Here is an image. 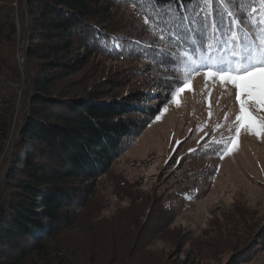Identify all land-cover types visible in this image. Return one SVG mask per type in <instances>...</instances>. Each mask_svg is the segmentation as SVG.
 Wrapping results in <instances>:
<instances>
[{"label":"trees","instance_id":"16d2710c","mask_svg":"<svg viewBox=\"0 0 264 264\" xmlns=\"http://www.w3.org/2000/svg\"><path fill=\"white\" fill-rule=\"evenodd\" d=\"M253 6L262 8L259 0L243 8L199 0L196 10L205 11L193 22L179 19L178 4L169 14L161 0V39L152 20L144 22L152 5L142 0H0V264H169L142 249L172 224L170 202L200 194L205 174L186 167L188 157L208 159L215 150L218 157L222 146L206 149L200 142L179 156L184 142L177 144L163 178L183 186L168 195L117 181L114 194L126 192L129 202L121 211H134L129 219L102 216L106 197L99 181L111 176L161 108L157 92L173 81L178 66L168 58L188 47L189 38L206 47L213 17L219 21L226 8L244 21L243 38L254 26ZM228 26L225 13L221 32ZM88 65L92 71L84 73ZM249 226L230 246L227 264H244L264 251V221ZM76 231L87 237L88 249L67 242Z\"/></svg>","mask_w":264,"mask_h":264},{"label":"rangeland","instance_id":"374dc122","mask_svg":"<svg viewBox=\"0 0 264 264\" xmlns=\"http://www.w3.org/2000/svg\"><path fill=\"white\" fill-rule=\"evenodd\" d=\"M91 68L92 65H88L83 72H90ZM117 68L125 70L129 66L117 64ZM179 75L176 73V77ZM172 85L173 81L162 92H157L163 99L160 111L115 163L111 176L99 181V188L103 190L101 195L106 197L102 216L111 219L116 213L119 218L129 219L130 213L134 212L132 208L121 211L129 207V202L126 192L121 197L114 194L117 181L124 180L128 187L139 185L143 192L155 188L157 196L168 195L183 186L172 177L163 178L168 172L163 169L177 141L184 142L179 156L197 149L200 142L211 145L206 149L218 144L222 146L218 157L216 150L208 159H197L195 155L188 157L185 166L205 174L197 189L200 194L193 198L184 194L170 202L176 212L172 224L157 230L142 250L169 264H227L232 243L249 231L253 220L264 221V136L258 139L242 130L236 137L234 121L238 104L235 89L230 85L226 90L221 88L219 81H206L203 72L194 74L190 78L191 91L185 90L179 96V106L172 102L169 92ZM157 115L161 116L160 120L155 119ZM217 124L221 127L217 128ZM229 137L236 139L237 147L221 159L223 144ZM119 210L121 212L117 214ZM68 239L72 245L89 248L83 232L76 231ZM66 256L75 260L69 257L70 254ZM244 264H264V251L252 255Z\"/></svg>","mask_w":264,"mask_h":264},{"label":"snow or ice","instance_id":"6c2138e0","mask_svg":"<svg viewBox=\"0 0 264 264\" xmlns=\"http://www.w3.org/2000/svg\"><path fill=\"white\" fill-rule=\"evenodd\" d=\"M133 2L135 3L136 0ZM202 2L211 6L216 4L217 0H202ZM259 2L262 8L258 10L253 6L249 15V22L254 26L245 28L243 38H241L239 29L244 26V21L231 8H236L238 5L243 8L249 0H220V3L230 5L231 8H226L220 14L219 21L213 17L212 35L206 47L202 40L189 38L186 40L188 47L182 48L177 56L167 60V64H175L178 61L175 71L181 74L173 77V85L169 87L173 103L179 106V96L185 90L191 91L190 78L194 74L203 72L206 81L209 79L213 83L219 81L221 88L227 90L230 85L235 89V100L238 104V114L234 121L236 137H239L243 130L258 139L264 136V0H259ZM142 3L152 5L148 8L145 24L152 20L153 31L159 29L161 39H164L165 29L161 21L165 12L160 8L161 0H142ZM165 3L169 5L167 8L169 14L176 12L172 5H179L184 13L179 17L181 21L189 20L191 17L195 22V19L200 17V12L205 11L204 9L200 12L196 10L199 0H190V3L186 0H165ZM252 3L255 4V0H252ZM213 11H208L205 15L212 16ZM225 13L229 19L227 34L221 32ZM207 27L209 26L205 25V28ZM218 32H221L220 36L217 35ZM175 35L180 37L179 32ZM201 35L203 36L204 33L202 32ZM114 45L116 48H122L118 41H114ZM161 64L165 65V61H161ZM165 99L167 100V97ZM157 111L160 109L158 108ZM160 118L161 116L157 115L155 119L160 120ZM216 127L219 128L221 125L217 124ZM179 143L180 141H177V144ZM215 143H220V141H215ZM204 147H211V145L206 143ZM236 147V139L229 137L228 141L223 144L224 151L220 158L223 159L224 155L231 154ZM190 151L195 150L190 149Z\"/></svg>","mask_w":264,"mask_h":264}]
</instances>
